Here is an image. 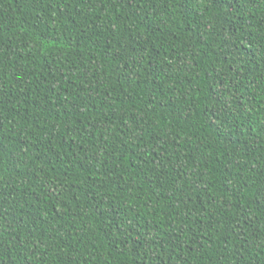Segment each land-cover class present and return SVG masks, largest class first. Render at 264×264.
<instances>
[{
  "label": "trees",
  "instance_id": "16d2710c",
  "mask_svg": "<svg viewBox=\"0 0 264 264\" xmlns=\"http://www.w3.org/2000/svg\"><path fill=\"white\" fill-rule=\"evenodd\" d=\"M0 264H264V0H0Z\"/></svg>",
  "mask_w": 264,
  "mask_h": 264
}]
</instances>
